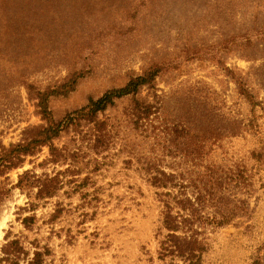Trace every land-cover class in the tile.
I'll list each match as a JSON object with an SVG mask.
<instances>
[{
    "label": "rangeland",
    "instance_id": "obj_1",
    "mask_svg": "<svg viewBox=\"0 0 264 264\" xmlns=\"http://www.w3.org/2000/svg\"><path fill=\"white\" fill-rule=\"evenodd\" d=\"M154 64L102 130L54 140L59 162L43 146L8 172L23 190L0 210V256L12 230L47 264H264V0H0V150L48 124L43 93L77 78L48 96L61 120ZM46 174L59 193L20 210Z\"/></svg>",
    "mask_w": 264,
    "mask_h": 264
},
{
    "label": "trees",
    "instance_id": "obj_2",
    "mask_svg": "<svg viewBox=\"0 0 264 264\" xmlns=\"http://www.w3.org/2000/svg\"><path fill=\"white\" fill-rule=\"evenodd\" d=\"M165 67L162 64H154L144 71L142 75L132 77L125 85L107 90L103 95L96 99H91L85 106L71 111L61 120L53 117L52 111L49 109L48 96L49 94H63L72 91L77 82V78L72 79L69 83L41 95L38 102L40 113L48 122L46 126L31 127L27 129V135L24 140L12 144L9 147L2 146L0 150V210L2 206L12 197L14 189L19 187L22 189L21 176L19 182L14 184L11 178L7 175L11 170L23 165L28 156L38 154L43 146H49L52 158L48 161L59 162L62 158V151L55 145V139L62 132L68 131L75 123L80 120L95 122L98 131L103 129L104 123L100 121L98 115L111 106L116 99L134 95L140 88L152 83L155 76ZM66 88V89H65ZM64 89V90H63ZM140 119H145L146 116L140 110ZM148 114V113H146ZM139 119V118H138ZM29 174V171L25 172ZM36 180L32 186L38 187V191L32 196L30 193V201L28 206L20 207V210L35 211L39 204L36 201L44 198L56 196L62 188L60 177H50L48 174L43 177L36 176ZM3 178V179H2ZM157 185H163L157 182ZM23 190V189H22ZM61 213L60 208L53 213V218ZM21 220L24 227L32 231L37 224L36 213L22 217L19 212L17 216ZM165 226L171 229H177V226L172 222H165ZM12 230H8L5 235L6 242L1 249L0 264H47L48 258L51 255L50 246L47 244L42 246L38 238L29 243L21 237H12Z\"/></svg>",
    "mask_w": 264,
    "mask_h": 264
},
{
    "label": "bare ground",
    "instance_id": "obj_3",
    "mask_svg": "<svg viewBox=\"0 0 264 264\" xmlns=\"http://www.w3.org/2000/svg\"><path fill=\"white\" fill-rule=\"evenodd\" d=\"M5 224H6V221H5V218H4V220L2 221V223H1V225H0V232L2 231V230H1L2 226H4Z\"/></svg>",
    "mask_w": 264,
    "mask_h": 264
}]
</instances>
